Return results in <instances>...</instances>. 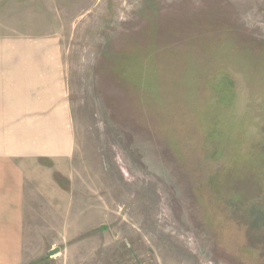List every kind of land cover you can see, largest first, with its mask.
Masks as SVG:
<instances>
[{"label": "rangeland", "instance_id": "1", "mask_svg": "<svg viewBox=\"0 0 264 264\" xmlns=\"http://www.w3.org/2000/svg\"><path fill=\"white\" fill-rule=\"evenodd\" d=\"M17 36L60 42L76 144L26 264H264V0H0Z\"/></svg>", "mask_w": 264, "mask_h": 264}, {"label": "crops", "instance_id": "2", "mask_svg": "<svg viewBox=\"0 0 264 264\" xmlns=\"http://www.w3.org/2000/svg\"><path fill=\"white\" fill-rule=\"evenodd\" d=\"M75 146L60 42L0 38V264L29 261L26 186L66 184Z\"/></svg>", "mask_w": 264, "mask_h": 264}, {"label": "water", "instance_id": "3", "mask_svg": "<svg viewBox=\"0 0 264 264\" xmlns=\"http://www.w3.org/2000/svg\"><path fill=\"white\" fill-rule=\"evenodd\" d=\"M59 253V249L58 248H55V249H52L50 250L47 254H46V258H51L53 257L54 255L58 254Z\"/></svg>", "mask_w": 264, "mask_h": 264}]
</instances>
